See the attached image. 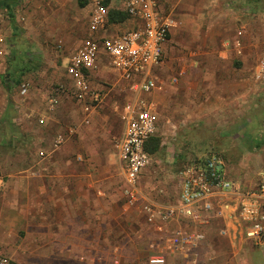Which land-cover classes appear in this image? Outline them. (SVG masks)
<instances>
[{"label": "rangeland", "instance_id": "374dc122", "mask_svg": "<svg viewBox=\"0 0 264 264\" xmlns=\"http://www.w3.org/2000/svg\"><path fill=\"white\" fill-rule=\"evenodd\" d=\"M85 1L21 0L9 12L0 8L5 51L0 65V177L6 184V163L25 162L19 155L24 147L63 149L69 156L64 155L62 163L68 164L70 160V164L86 171L85 183H91V198L96 199V206L105 207L99 240L93 237L88 247L96 254L87 260L93 264H145L157 233L136 206L127 205L122 193L124 182L117 153L123 124L116 109L125 102L123 87L104 58L91 80L93 87L104 89L105 99L87 110L75 97L65 72L68 58L90 36V18L86 3L82 4ZM162 6L175 20L167 43L172 54L166 53L163 78L170 69L176 71L183 64L191 65L221 52L227 38L242 30L239 47L247 60L241 55L234 64L246 65L253 79L255 65L264 57V0H162ZM23 83L29 86L26 95L21 92ZM258 87L254 96L258 109L253 106L248 122L228 126V131H232L229 139L223 137L228 133L222 136L216 131L204 141L210 129H173L162 123L158 134L160 147L151 154L141 178L142 191L157 202H173L180 191L181 171L213 155L224 162L228 176L247 189L254 188L260 170L264 169V153L258 154L259 148L254 149L258 143L253 140L254 135L264 137V84ZM28 104L32 109L27 107V112L19 113L15 108ZM8 106L13 108L12 121L6 123ZM19 114L25 119L16 121ZM161 116L166 120L165 115ZM234 134L237 140L231 139ZM60 135L63 141L57 143ZM250 149L256 154H249ZM12 154L14 157H10ZM37 161L45 164L40 157ZM82 186L80 183V190ZM5 191L6 185L0 193V206ZM3 214L0 208V255L13 257L18 264H34L32 253L26 261L19 260V252L23 253L21 232L16 244L6 243ZM5 246L9 251H3ZM170 258L168 264H179V257Z\"/></svg>", "mask_w": 264, "mask_h": 264}, {"label": "crops", "instance_id": "0c3cea01", "mask_svg": "<svg viewBox=\"0 0 264 264\" xmlns=\"http://www.w3.org/2000/svg\"><path fill=\"white\" fill-rule=\"evenodd\" d=\"M18 2L21 0H0V8L9 12ZM115 2L117 0H107L108 4ZM85 3L90 18L88 0L82 4ZM119 23L111 30L134 26V21L129 18ZM241 35L242 30L237 34L232 33L221 52L210 58L202 57L191 65L183 64L176 71L170 69L166 71L165 78L161 75L164 64L159 68L157 74L162 87L149 97L157 102L159 113L165 115L171 128L186 130L189 126H200L210 129L204 141H208L216 131L222 136L228 133L223 137L229 139L232 131H228V126L251 120V109L253 106L255 109L259 107L254 97L259 87L251 79L246 65L237 67L234 64L241 55H245L247 60V55L239 47ZM168 52L172 54L170 45H166ZM27 107L32 109L29 104L15 105L19 113L23 110L27 112ZM12 111L10 106L6 108V123L11 120ZM18 117L16 121L25 119L21 114ZM236 137L237 134H234L231 139L237 140ZM253 140L258 143L254 149L259 148L258 154H263L264 137L254 135ZM42 150L24 147L19 155L25 162L6 163V191L0 206L4 213L2 230L6 232L5 241L8 245L16 244L17 236L22 237L21 232V261H26L27 255L32 253L34 264H93L87 257L96 253L88 247L93 237L99 240L101 224L106 217L105 207L96 206V199L91 198V183H85L86 171L70 164V160L68 164L62 163L64 155L69 156L67 152L59 148L43 150L46 154L41 157L39 153ZM248 153L256 154L252 149ZM38 157L45 164H39ZM222 163L226 172V166ZM257 185L258 181L249 190L256 189ZM242 187L247 189L246 186ZM227 198L213 200L214 210L205 223L183 225L174 221L170 224L171 230L182 228L189 232L205 233V240L194 252L197 263L182 256L170 257H179V264H264V251L244 236L242 224L236 218V198ZM3 251L9 249L5 246Z\"/></svg>", "mask_w": 264, "mask_h": 264}, {"label": "built area", "instance_id": "2783aa9c", "mask_svg": "<svg viewBox=\"0 0 264 264\" xmlns=\"http://www.w3.org/2000/svg\"><path fill=\"white\" fill-rule=\"evenodd\" d=\"M88 3L90 36L68 58L65 72L75 97L87 110L105 99L104 90L93 87L91 80L104 58L123 87L125 102L116 109L123 124L117 153L123 174L122 193L127 205L136 206L157 233L145 264H168L170 256L186 257L197 263L194 252L205 240V233L182 228L171 230L170 224L174 221L205 223L214 210L212 203L216 198H236V218L242 224L244 236L264 251V169L258 174L256 189H243L240 181L227 176L222 160L213 155L181 171L180 191L173 202H157L142 191L141 178L151 160L146 144L159 134L162 123L166 122L157 109V102L149 96L162 87L157 71L165 63L166 45L175 20L164 12L162 0H117L114 4H108L107 0H88ZM113 10L126 13L134 26L112 31L111 28L120 25L111 21ZM3 46L4 37L0 34V65L5 58ZM253 79L258 85L264 84V57L255 65ZM28 90V84L23 83L22 94L26 95ZM62 141L60 135L57 143ZM45 154L43 150L39 153L41 157ZM5 185L0 177V193ZM0 264L17 262L10 256L0 255Z\"/></svg>", "mask_w": 264, "mask_h": 264}, {"label": "trees", "instance_id": "16d2710c", "mask_svg": "<svg viewBox=\"0 0 264 264\" xmlns=\"http://www.w3.org/2000/svg\"><path fill=\"white\" fill-rule=\"evenodd\" d=\"M7 6V5H6ZM11 19L14 21V16L11 14ZM128 18V15L124 12H115L113 11L111 14V21L113 22H122L125 21ZM160 138L157 136H154L150 139V141L146 144V150L150 154H154L160 147Z\"/></svg>", "mask_w": 264, "mask_h": 264}]
</instances>
